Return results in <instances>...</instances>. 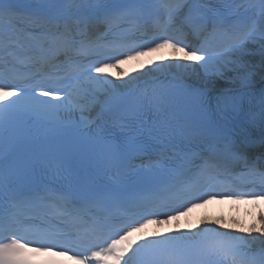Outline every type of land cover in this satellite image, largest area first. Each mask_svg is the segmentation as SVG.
<instances>
[{"label":"snow or ice","instance_id":"1","mask_svg":"<svg viewBox=\"0 0 264 264\" xmlns=\"http://www.w3.org/2000/svg\"><path fill=\"white\" fill-rule=\"evenodd\" d=\"M47 6L56 10L55 15L60 19L42 17L38 14L30 16L36 21L49 25L47 48L42 49L31 59L35 60V67H55L54 61L60 56L68 57L70 74L76 80V87L63 95L56 94L54 88H42L30 98L26 87L20 85L0 83V132L7 123L11 110H23L26 114L48 115L51 109L64 107L73 101L75 107L84 108L83 101L96 91L111 88L113 92L122 85H116L106 74L108 68H119L127 61L157 52L161 49L173 50V59L200 63L206 71L213 68L214 74H222L219 68L225 62L231 63L230 57L243 53L245 45L259 36L264 39V0H222L220 8H208L209 0H43ZM13 0H0V20L12 19L17 13L13 9ZM154 8L159 15L152 25L151 40L147 52L144 46L122 50L124 45L118 42H107V36L114 25L126 23L132 18H139L146 9ZM252 13L251 15H245ZM102 18L104 31L93 37L89 33L90 26L96 18ZM187 30L199 36L206 32L207 38L199 47H191L185 43ZM218 36L224 37V43L211 47L210 41ZM88 53L95 62L84 67L76 58ZM187 66V65H182ZM127 75V73H123ZM90 87L81 88V80ZM244 82V81H242ZM130 83V82H129ZM26 86L27 85L26 82ZM39 85H37L38 87ZM194 102L203 108L207 101L199 93H193ZM8 97H15L7 103ZM40 97L51 98L41 100ZM31 101V102H29ZM217 107L237 111L239 97L237 95L223 94L217 98ZM264 104V94H262ZM163 132L164 129H161ZM11 143L9 139L7 141ZM5 141L0 138V156L3 155ZM207 151L198 172L192 176H185L177 172L173 184L165 191V200L148 201L145 208L139 211L125 210L123 219L117 223H109L100 228L99 233L93 235L88 254H83L81 264H193L192 249L198 243L203 233L211 232L219 239L206 250V255L213 257V264H264V251L255 252L251 241L242 236H231L219 232L215 228L204 229L202 233H176L157 234L154 238H145L144 242L134 245L130 237L134 232L142 231L148 224L159 223V209L166 206L169 200L183 201V206L174 212L168 213V218L178 215H187L184 207L191 204L196 207L197 202L208 203L210 200L220 198L264 199V191H240L232 187L216 189L202 181V177L211 178L220 169L222 158L242 160L245 165L248 158L243 145H238L228 139L222 126H210L205 134ZM94 149L113 161L118 159L116 153L100 141L93 144ZM256 172L255 167L250 169ZM261 183H264V171L259 172ZM34 201H52V197L37 195ZM8 209L5 211L4 205ZM26 202L8 183L3 162L0 160V264H30L24 258V253L29 250V245H35L31 250L36 252H51L54 248L62 254L73 252L74 257L82 254L74 248L84 243L83 239L76 241L61 238L50 229L34 226L25 229L27 235H18L22 227L18 217V209ZM191 211V208L187 209ZM262 227L252 229H239L259 232L264 236V213L260 215ZM221 227H228L221 221H215ZM253 239H256L255 237ZM239 257V259H237Z\"/></svg>","mask_w":264,"mask_h":264},{"label":"bare ground","instance_id":"2","mask_svg":"<svg viewBox=\"0 0 264 264\" xmlns=\"http://www.w3.org/2000/svg\"><path fill=\"white\" fill-rule=\"evenodd\" d=\"M248 49H251L253 53L246 54L244 51L243 53H238L237 57L231 60V63H228L222 69L219 68L222 74H216L212 78L206 75L207 71L212 68L206 71L200 64L191 61L175 60L172 58L167 63L163 60L161 70H155L152 66H149V69L145 70L139 67L136 62H131L129 65L134 75H117V85H122L119 88L123 89L136 85L142 79L158 75H172L204 86L223 87L231 90L254 85L257 84L260 78L264 77V42L251 45ZM252 235L256 238V243L264 248V236H261L259 232H253Z\"/></svg>","mask_w":264,"mask_h":264}]
</instances>
